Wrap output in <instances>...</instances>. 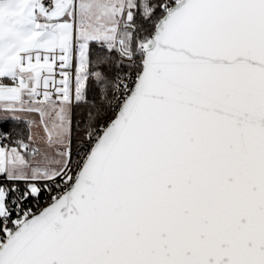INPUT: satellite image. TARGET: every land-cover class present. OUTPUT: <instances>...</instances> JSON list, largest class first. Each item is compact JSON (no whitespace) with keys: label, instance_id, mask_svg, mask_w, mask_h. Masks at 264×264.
Segmentation results:
<instances>
[{"label":"snow or ice","instance_id":"obj_1","mask_svg":"<svg viewBox=\"0 0 264 264\" xmlns=\"http://www.w3.org/2000/svg\"><path fill=\"white\" fill-rule=\"evenodd\" d=\"M0 264H264V0H0Z\"/></svg>","mask_w":264,"mask_h":264}]
</instances>
